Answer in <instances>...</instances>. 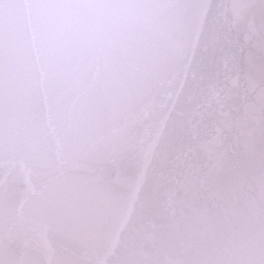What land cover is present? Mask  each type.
<instances>
[{
  "label": "snow or ice",
  "instance_id": "6c2138e0",
  "mask_svg": "<svg viewBox=\"0 0 264 264\" xmlns=\"http://www.w3.org/2000/svg\"><path fill=\"white\" fill-rule=\"evenodd\" d=\"M0 264H264V0H0Z\"/></svg>",
  "mask_w": 264,
  "mask_h": 264
},
{
  "label": "water",
  "instance_id": "95a60500",
  "mask_svg": "<svg viewBox=\"0 0 264 264\" xmlns=\"http://www.w3.org/2000/svg\"><path fill=\"white\" fill-rule=\"evenodd\" d=\"M203 161V158H198V159H194V163H200ZM180 168L174 166L173 164L169 163L166 166L162 167L161 172H162V176H163V180L164 181H169L172 180L174 181L175 178L177 177V174L179 173ZM172 187L175 190V197L176 199H182L184 197V191L183 189L178 185L173 183ZM163 210H160L158 212V215L156 216V223H162L163 222Z\"/></svg>",
  "mask_w": 264,
  "mask_h": 264
}]
</instances>
